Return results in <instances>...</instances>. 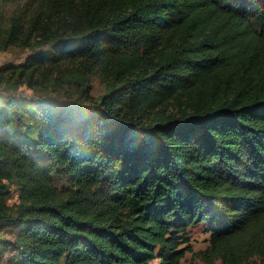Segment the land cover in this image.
<instances>
[{"label":"trees","instance_id":"trees-1","mask_svg":"<svg viewBox=\"0 0 264 264\" xmlns=\"http://www.w3.org/2000/svg\"><path fill=\"white\" fill-rule=\"evenodd\" d=\"M10 47L35 51L0 67L17 264H182L206 223L205 264L264 258V0H0Z\"/></svg>","mask_w":264,"mask_h":264},{"label":"rangeland","instance_id":"rangeland-1","mask_svg":"<svg viewBox=\"0 0 264 264\" xmlns=\"http://www.w3.org/2000/svg\"><path fill=\"white\" fill-rule=\"evenodd\" d=\"M8 11H15L23 9V3L17 2L15 4H10L5 7ZM34 50L32 49H23L18 47H10L6 51H0V67L6 65L18 66L25 62V60L34 54ZM76 83L80 84L82 79L73 78ZM86 80H88L91 84V96L95 100H100V98L107 92L104 83L95 76H87ZM3 87V86H2ZM17 97L22 98L23 102H29L30 100L36 99H46L47 92L44 90H32L27 88L24 85H21L17 88V91L14 93ZM49 97L66 101L67 96L60 93L57 94L55 91L49 94ZM0 110L8 111L7 105L0 99ZM22 113L24 112L21 108ZM1 122V121H0ZM7 186L10 191L9 197L6 199L7 206L11 207L12 211L16 209L17 205H19V192L18 186L16 182L13 180L7 183ZM11 211V212H12ZM208 225V223H206ZM204 224L198 225L196 227H192L189 229L190 236V245L192 252H186L184 259L182 260V264H205L202 262L197 256L196 253L205 250L208 246L209 234L206 231L207 226ZM19 230V227H16L14 223H7L0 230V264H17L18 253L13 250L12 242L16 236V232ZM151 264H157V260L153 261ZM215 264H220L217 261ZM247 264H264V258L254 257Z\"/></svg>","mask_w":264,"mask_h":264}]
</instances>
